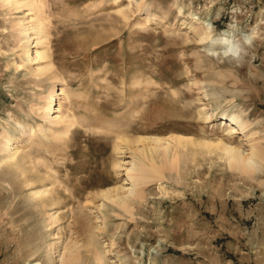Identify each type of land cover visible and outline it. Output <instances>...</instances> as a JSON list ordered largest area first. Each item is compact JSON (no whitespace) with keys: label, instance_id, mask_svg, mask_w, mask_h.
Returning <instances> with one entry per match:
<instances>
[{"label":"rangeland","instance_id":"rangeland-1","mask_svg":"<svg viewBox=\"0 0 264 264\" xmlns=\"http://www.w3.org/2000/svg\"><path fill=\"white\" fill-rule=\"evenodd\" d=\"M137 1L0 0V161L6 136L19 148L0 164V264H68L74 245L72 264H264V0ZM223 35L238 55L213 53ZM51 97L77 121L66 136ZM140 135L172 146L145 157ZM219 141L263 159L230 167ZM132 157L151 179L105 199Z\"/></svg>","mask_w":264,"mask_h":264},{"label":"bare ground","instance_id":"bare-ground-1","mask_svg":"<svg viewBox=\"0 0 264 264\" xmlns=\"http://www.w3.org/2000/svg\"><path fill=\"white\" fill-rule=\"evenodd\" d=\"M29 1H31V0H2V2L4 4H7L9 6H13L16 8L20 7L21 3H23V2H26V6L29 7L30 6ZM135 2L137 4L136 6H139L138 3L140 1L135 0ZM125 6H127V5H125ZM142 20H144V19H142ZM205 26H206V30H203V32H201V34H200V39H202V40L204 38L208 39V36H209L208 31L210 29V25L206 24ZM34 33L38 37L45 34V27L43 26V24L35 27ZM228 36L223 35V36H220L217 38H210L209 37L210 43H211L210 46H212V48L214 49V50L211 49L212 51H214L213 53H216L215 51L219 50V51H221L220 54L222 53L223 55H227V54H232L233 56L235 55L234 53H235L236 44L233 43L232 40H230V38ZM211 50H210V52H211ZM40 53L41 52H38V51H35L34 55L27 53L28 61L33 62L37 58H44V59L47 58V54H40ZM60 94L65 96V92L63 89H61ZM58 108H59V103H57V99H54V97H51V100L48 102V104L46 105V107L44 109V118L46 120H48V123H51V124H53L54 122L58 123V124L61 123L62 129H61L60 135L66 136L68 134V132L72 129L74 122L76 125L77 121H74L75 120L74 118L68 117L66 115H64V117H61L60 115L55 116V113L58 112ZM206 109L208 110V108L202 107L201 110L206 112V115H207L206 119H208L212 113L210 114V112L207 111ZM208 121H209V119H208ZM106 125H108V124H106ZM99 126H100V124H99ZM99 126H98V128L100 129L101 127H99ZM221 126H226V131H228L229 133L230 132L231 133L232 132L244 133L245 132L244 130L247 128L245 126V124L243 123V121L240 119V117L236 116V115H231V116L222 115V118L220 119V122H219V127H221ZM31 130H33V131L31 132ZM37 130L39 132L40 131H47L49 133H50V131H52L51 128H45V127H42L41 129L38 128ZM30 132H29L30 135H32L33 132H34V134H36V130H34L33 128H30ZM26 133L27 132L25 131L23 133V135H25ZM170 140L172 141V143H174V145L176 144V145H182V146H184L185 143L188 141L186 139H182L179 137L171 138ZM126 141L130 142L129 140H126ZM132 143L141 144L143 146V149L141 148L140 153L143 154L145 157L147 156V152L149 151V149L154 150V151L162 150L164 152V154H167L170 150V147L172 146V144L170 145L169 140H164V139H161L159 137H145V136H141V135L138 136V138L135 141H133ZM216 145L218 147H220L221 152H222V156L227 160L230 167L239 168L243 171H252V170L256 169L257 161L263 159V155L257 149H255L253 146L250 147V153L249 154H244V152L241 150L240 147L231 146V145H229V143L227 145V144L223 143L222 141H219L218 144H216ZM147 148H148V150H147ZM117 149H118V147H117ZM2 150H3L4 156L2 157L0 164H2L1 162L5 161V160H12V159L16 158V156L19 152L18 146H15L14 143H11V139L9 136H6L5 139L3 140ZM149 152H151V151H149ZM148 159L151 162H153V158L151 156ZM136 160L137 159L135 157H132L131 161H129V163H128V165H130V166L125 169L126 176H127V179L129 181H125L127 179H124V182H125V185H128L129 187H125L122 185L121 187H118L115 189L113 188V190H111V191L101 192V193H103V197L105 199H107L109 201L111 200L112 202H115L118 204L126 205L125 201H127V199L130 196L136 195L137 187L140 184H144L149 179H151V177H148L149 174L147 175V171H149V169H150L151 171H149V172H152L153 170L151 168H149L146 171L145 165L141 161H136ZM118 166L121 167L120 163L118 164ZM154 172H157V171L154 170ZM43 193H45V192L42 189H38V190H35L34 195H40ZM120 194L125 195V197L120 198ZM63 251L64 252H62L63 254H61L62 256L60 257L61 258L60 261L63 260V262H67L68 264H72V263L78 261V258H77V254L79 253L78 252L79 251L78 246L74 245L73 247H66ZM98 259H99V262L101 264H105V262L103 260L104 258H103V256H101V253H100V256L98 257ZM34 264H39V261H36Z\"/></svg>","mask_w":264,"mask_h":264},{"label":"clouds","instance_id":"clouds-1","mask_svg":"<svg viewBox=\"0 0 264 264\" xmlns=\"http://www.w3.org/2000/svg\"><path fill=\"white\" fill-rule=\"evenodd\" d=\"M247 39V38H246ZM240 51H242V48L239 46V44H237L236 46H235V55H238L239 54V52Z\"/></svg>","mask_w":264,"mask_h":264}]
</instances>
